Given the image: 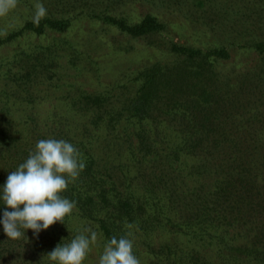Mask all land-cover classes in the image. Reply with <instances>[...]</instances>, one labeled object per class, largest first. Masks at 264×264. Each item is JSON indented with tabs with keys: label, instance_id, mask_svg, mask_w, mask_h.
<instances>
[{
	"label": "trees",
	"instance_id": "trees-1",
	"mask_svg": "<svg viewBox=\"0 0 264 264\" xmlns=\"http://www.w3.org/2000/svg\"><path fill=\"white\" fill-rule=\"evenodd\" d=\"M104 1L46 0L50 12L39 24L27 20L0 37V47L27 31L68 32L80 19L134 38L167 30L155 14L131 22ZM228 19L216 24L221 38L213 44L170 41L166 60L128 70L109 88L78 89L43 114L34 104L21 125L0 120V194L41 139L70 142L86 164L61 193L76 205L64 222L38 236L21 229L20 239L0 224V264H55L47 254L90 236L88 228L103 247L127 236L136 254L141 243L152 264H264V38ZM54 40L25 52L22 70L5 72L26 87L29 102L33 87L53 79L65 48L76 51ZM0 102V116H11L12 106ZM6 208L0 200V218ZM162 231L175 242L157 244Z\"/></svg>",
	"mask_w": 264,
	"mask_h": 264
},
{
	"label": "rangeland",
	"instance_id": "rangeland-1",
	"mask_svg": "<svg viewBox=\"0 0 264 264\" xmlns=\"http://www.w3.org/2000/svg\"><path fill=\"white\" fill-rule=\"evenodd\" d=\"M101 1V0H96ZM108 11L127 17L131 22L139 21L145 14L152 13L168 23L167 30L161 34L134 38L112 25L91 19L74 20L68 32L49 30L38 35L27 31L18 38L0 47V101H8L12 115L0 120L23 123V114L32 105L42 114L54 104L63 103V97L76 90L101 91L114 85L133 68L169 55H163L168 42L207 46L216 42L219 23H229L228 16L234 15V23L245 25L256 31L253 37L264 38V0H105ZM42 4L50 12L46 0H17L16 7L7 15L0 16V37H6L19 29L27 20L33 19L36 5ZM67 39L76 46L65 48V57L54 67L53 79L47 84L32 88L34 103L29 102L26 87H20L5 74L7 70H22L25 52L38 45ZM221 38V36H220ZM154 44L155 46H152ZM159 44V45H158ZM165 50V49H164ZM68 54V55H67ZM73 56V57H71ZM72 58L73 60H70ZM15 82V84H14ZM1 103V102H0ZM2 104V105H3ZM165 240L175 242L173 236L162 231L154 241L159 244ZM134 254L140 264H152V258L144 251ZM104 247L96 242L92 254L85 264H98Z\"/></svg>",
	"mask_w": 264,
	"mask_h": 264
},
{
	"label": "clouds",
	"instance_id": "clouds-1",
	"mask_svg": "<svg viewBox=\"0 0 264 264\" xmlns=\"http://www.w3.org/2000/svg\"><path fill=\"white\" fill-rule=\"evenodd\" d=\"M17 0H0V16L16 7ZM33 22L39 24L47 10L37 4ZM86 167L81 153L70 142L41 139L25 162L11 171L2 187L0 200L7 206L0 224L9 239H20L31 229L34 235L46 230L72 213L75 202L61 195ZM22 206V207H21ZM12 209L8 211L7 209ZM68 244H58L47 256L55 264H83L97 233L90 228ZM130 235V233L128 234ZM98 264H140L133 253V241L113 236L104 246Z\"/></svg>",
	"mask_w": 264,
	"mask_h": 264
}]
</instances>
